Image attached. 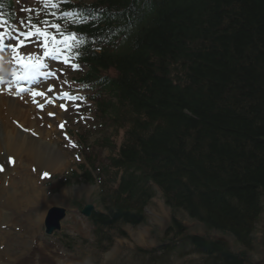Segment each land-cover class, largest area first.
<instances>
[{
  "label": "trees",
  "instance_id": "16d2710c",
  "mask_svg": "<svg viewBox=\"0 0 264 264\" xmlns=\"http://www.w3.org/2000/svg\"><path fill=\"white\" fill-rule=\"evenodd\" d=\"M57 3L34 22L78 34L81 54L73 57L88 68L78 84L94 92L96 113L124 131L119 147L104 140L106 165L87 156L88 167L80 166L84 182L100 186L102 212L90 222L100 247L107 243L101 250L113 244V230L124 237L120 227L144 223L157 186L172 217L160 244L140 251L142 264L190 255L250 264L264 199V0ZM0 19L18 21L13 0H0ZM178 213L242 251L191 235Z\"/></svg>",
  "mask_w": 264,
  "mask_h": 264
},
{
  "label": "rangeland",
  "instance_id": "374dc122",
  "mask_svg": "<svg viewBox=\"0 0 264 264\" xmlns=\"http://www.w3.org/2000/svg\"><path fill=\"white\" fill-rule=\"evenodd\" d=\"M33 11L34 6L22 1L21 9L19 8L22 17L27 14L33 15ZM5 43L13 41L7 40ZM30 53L43 55V51L33 44L19 49L20 55L26 56ZM12 61L13 55H10L0 64V91L14 85L16 93L10 92L14 93L17 99H23L29 96L32 90L43 92L50 85L55 88V91L48 93V98L54 103H43L44 110L38 109L37 112L45 115L44 129H48L52 138L48 153L51 150V154L61 156L63 165L47 176L44 172L39 173L35 166H30L32 176L25 175L26 172L22 173L24 168L19 167L12 172V174L19 172L16 178L8 182L3 179L0 170V184H6L1 194L9 192L18 194L19 191L23 192L22 188L26 186L24 197H35L31 203H27L22 197V201L17 199L16 204H7L3 202L4 195L0 196V253L2 252L5 260L4 264H142L140 251L154 250L160 244L172 217V212L159 190H156V196L145 209L144 223L137 227H120L126 235L124 237L120 236L117 230H113L114 241L106 251L101 249L107 243L104 242L100 247L93 235L94 228L88 219L80 214L82 208L79 207L86 205H92L94 210L102 211L99 203L100 189L98 185L88 184L80 178L82 175L80 166L88 167L87 156L96 157L98 164L106 165L111 152L103 146L104 140L108 139L119 147L124 135V131H116L110 119L101 118L95 113L93 105L86 100L89 92L81 90V86L75 83V80L85 73V67L79 65L77 69H73L71 65L74 63L65 65L60 60L47 59L44 62L48 64V68L43 71L55 72L57 78L41 76L36 85L29 87L13 83L11 77L9 78L13 69ZM20 88L23 92L19 91ZM63 92L82 99L75 101L56 99ZM33 99L42 103L38 97ZM59 103L67 105L68 110H62ZM37 106L32 104L33 108ZM24 108L29 110L25 105ZM50 112L55 115H48ZM38 119L41 122V118ZM62 123L63 129L60 127ZM6 157L4 151H1L0 158L7 161ZM93 174L98 178L97 172ZM262 204L263 214L254 234L255 248L247 255L250 264H264V199ZM53 207L66 209L68 215L62 222L58 236L47 237L43 224L48 210ZM38 215H43L40 223L37 222ZM176 217L191 235L226 241L233 251H242L231 237L216 231H207L202 224L184 213H178ZM202 259L198 255H190L179 260L173 258L172 264H203Z\"/></svg>",
  "mask_w": 264,
  "mask_h": 264
},
{
  "label": "bare ground",
  "instance_id": "6f19581e",
  "mask_svg": "<svg viewBox=\"0 0 264 264\" xmlns=\"http://www.w3.org/2000/svg\"><path fill=\"white\" fill-rule=\"evenodd\" d=\"M40 102L42 103L38 101V105L43 104L46 100L42 98ZM32 104H35L32 96L17 99L15 94L10 91L0 92V152L4 151L7 156V161L0 158V169H2L1 175L6 182L16 178L19 172L15 174L12 172L18 170L19 167L24 168L22 173L26 172L25 175L32 176L33 172L30 166H35L39 173L52 174L63 165L61 156L51 154V150L48 153L49 147L52 145V138L49 136L48 129H44L45 115L38 113L40 108L38 106L33 108ZM24 105L29 107V110L23 109ZM54 107L55 105L52 108ZM38 117L41 118V122ZM5 186L4 183L0 184V196L4 195V203L16 204L17 199L22 201L21 198L25 195L24 191L27 190L26 186L22 188L23 192L19 191L18 194L12 192L1 194ZM34 198L26 196L23 199L27 203H31L35 200ZM42 216H37L38 223L42 220ZM2 256L1 252L0 264L5 263Z\"/></svg>",
  "mask_w": 264,
  "mask_h": 264
},
{
  "label": "snow or ice",
  "instance_id": "6c2138e0",
  "mask_svg": "<svg viewBox=\"0 0 264 264\" xmlns=\"http://www.w3.org/2000/svg\"><path fill=\"white\" fill-rule=\"evenodd\" d=\"M39 3L45 9H47L49 5H51L52 9L59 8L57 0H39ZM134 3H142V0H134ZM48 14L53 17L57 16L56 11H51ZM62 15L66 20L68 13H63ZM133 15L134 13L129 14V19L127 21L128 24L131 23ZM76 19L77 18L74 17L72 22L74 23ZM7 24V21L0 19V28H7V39L13 41V43H5V33L0 32V52L10 49L13 55V60L16 62L18 67L22 69L19 73H13V77L16 81L28 80L34 82L37 77L40 76H44L45 78L51 76L55 79L57 78V74L55 72L43 71L48 68V64L44 62L45 60H60L65 65H68L73 56L78 58L81 54L79 48L82 46L83 42L80 40L78 34L75 31H69L62 28L61 23H53L47 19L41 20L39 23H35L32 21L31 17H29L27 24L21 22L20 25L25 28V31H20L19 28H16L14 35L12 27L7 26ZM125 26H127V24ZM110 27L115 30L112 25H110ZM29 44H33L37 48L41 49L43 51V55L40 56L39 53H30L26 56L20 55L19 49L27 47ZM71 67L73 69H77L79 65L73 64ZM19 91L23 92V89L20 88ZM53 91H55V88L50 85L48 89L43 92L32 90L31 95L33 98H44L48 104H53L54 101L51 98H48V93ZM56 99L75 101L82 98L71 96L69 93L63 92L57 96ZM38 107L42 111L44 110L43 104H39ZM59 107L64 111L68 110V107L65 104H60ZM48 115L54 116L55 113L50 112ZM60 127L63 129L64 124L62 123ZM45 176H47V173H45Z\"/></svg>",
  "mask_w": 264,
  "mask_h": 264
},
{
  "label": "water",
  "instance_id": "95a60500",
  "mask_svg": "<svg viewBox=\"0 0 264 264\" xmlns=\"http://www.w3.org/2000/svg\"><path fill=\"white\" fill-rule=\"evenodd\" d=\"M92 210L93 207L91 205H87L81 211V214L85 217H89ZM66 213H67L66 209L59 207H53L47 212L44 221V229H45V234L47 236H52L55 232L60 231L61 222L66 218Z\"/></svg>",
  "mask_w": 264,
  "mask_h": 264
}]
</instances>
